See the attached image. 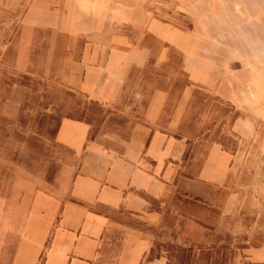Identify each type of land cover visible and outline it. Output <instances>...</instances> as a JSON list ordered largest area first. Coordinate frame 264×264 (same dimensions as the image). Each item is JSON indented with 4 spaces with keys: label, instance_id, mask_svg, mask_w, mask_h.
Listing matches in <instances>:
<instances>
[{
    "label": "crops",
    "instance_id": "crops-1",
    "mask_svg": "<svg viewBox=\"0 0 264 264\" xmlns=\"http://www.w3.org/2000/svg\"><path fill=\"white\" fill-rule=\"evenodd\" d=\"M7 35L0 89L32 67L33 44L54 54L45 67L59 70L62 86L91 101L113 103L133 71L168 62L171 49L189 87L167 120L132 124L112 144L91 137L84 120L61 119V158L41 178L47 184L15 190L0 218V264L7 246L8 264H169L156 246L161 235L185 249L214 243L237 208L234 142L225 143L229 112L215 101L203 116L206 147L195 167L191 139L178 134L191 88L215 91L222 73L194 54L200 46L189 34L151 16L145 0H0V38ZM243 255L236 264H264V244Z\"/></svg>",
    "mask_w": 264,
    "mask_h": 264
},
{
    "label": "rangeland",
    "instance_id": "rangeland-1",
    "mask_svg": "<svg viewBox=\"0 0 264 264\" xmlns=\"http://www.w3.org/2000/svg\"><path fill=\"white\" fill-rule=\"evenodd\" d=\"M145 6L155 19L188 33L190 44L200 46L194 54L201 61L222 68L215 91L191 88L178 134L191 139L195 167L206 147L198 137L204 113L211 102L221 103L229 112L223 135L227 145L234 142L236 174L237 208L214 233V243L187 253L161 235L156 246L168 251L169 264H236L247 248L264 244V0H145ZM43 51L33 44L32 67L10 76L0 89V218L7 216L15 190L47 184L41 178L61 158L55 143L61 119L84 120L91 137L112 144L128 136L132 124L163 122L184 106L188 80L177 50L169 51L168 62L151 61L133 71L109 104L62 86L59 70L45 67V56L54 54ZM10 255L7 246L1 264Z\"/></svg>",
    "mask_w": 264,
    "mask_h": 264
},
{
    "label": "trees",
    "instance_id": "trees-1",
    "mask_svg": "<svg viewBox=\"0 0 264 264\" xmlns=\"http://www.w3.org/2000/svg\"><path fill=\"white\" fill-rule=\"evenodd\" d=\"M191 251H192L191 248H189V249L186 250L187 253H191Z\"/></svg>",
    "mask_w": 264,
    "mask_h": 264
}]
</instances>
